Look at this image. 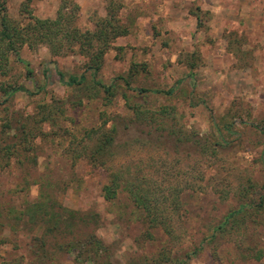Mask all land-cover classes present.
Masks as SVG:
<instances>
[{"label": "rangeland", "instance_id": "rangeland-1", "mask_svg": "<svg viewBox=\"0 0 264 264\" xmlns=\"http://www.w3.org/2000/svg\"><path fill=\"white\" fill-rule=\"evenodd\" d=\"M25 1L6 3L21 24ZM61 6L81 30L110 18L128 31L111 41L96 74L78 46L53 56L46 45L24 46L28 65L13 55L0 74L1 148L52 106L29 143L37 163L2 152L0 264H264V0L30 3L38 18H56ZM59 71L88 81L65 85ZM97 81L113 86L110 102ZM8 86L33 93L5 101ZM111 129L109 151L91 162L85 152ZM115 169L153 185L168 205L184 188L182 210L168 212L173 238L150 227L126 191L104 198Z\"/></svg>", "mask_w": 264, "mask_h": 264}, {"label": "trees", "instance_id": "trees-1", "mask_svg": "<svg viewBox=\"0 0 264 264\" xmlns=\"http://www.w3.org/2000/svg\"><path fill=\"white\" fill-rule=\"evenodd\" d=\"M31 2L32 0H26L21 7V12L25 13L26 18H28L27 24H21L8 15L7 0H0V74L6 72L10 57L13 55L19 61L28 65L20 56V51L24 46L34 49L41 45H46L53 56H60L66 49L75 50V47L78 46L79 53L87 61V69L96 74L102 68L103 57L111 41L127 34L128 31V29L117 25L110 18L104 19L102 27L97 26L94 31L89 29L81 30L80 27L75 25L74 15H69L66 10L64 11L66 6H61L56 18H38L31 12ZM198 18L200 19V17ZM28 72L31 73L32 71L29 69ZM59 76L61 82L68 86H81L88 81L85 74L80 76L70 75L66 78V75L59 71ZM96 83L103 87L104 92L107 94L106 100L110 102V97L114 95L113 86L102 85L100 81ZM20 91H25L29 94L33 93L23 86L3 87V92L6 95L5 101ZM139 91L148 92V89H140ZM173 92V88L168 91L169 94ZM1 104L2 102H0ZM44 109L45 113L40 119L30 118L34 122V126L29 130L22 131L23 135L17 141L14 143H2V148L0 147V165L2 164L3 151H5L9 161L13 156H17L18 159L20 157L21 160V156H27V159L37 163L36 158L31 159L29 157V153L32 151L29 143L31 138H38L42 133L41 124L52 118V106L46 105ZM9 128L12 127L9 126ZM93 132L95 131H91V133ZM115 133L116 129H111L108 133H104L102 138L98 139L92 151L90 153L85 152L84 156L90 158L91 162L96 163L99 156L109 151V146L113 142ZM7 136L9 138L8 133ZM82 156L80 155L79 158ZM156 190L153 185H148L139 178L136 179L128 169H115L111 171L109 180L103 187V195L107 201H112L118 197L120 191H126L135 205L146 213L149 226L152 228L162 226L166 233L173 238L175 234L171 225L172 216L168 212H170L169 208L171 207L177 210V213L182 210L183 201L181 197L184 188L181 185L177 187L175 190L177 197L169 203L170 205H168L166 198L162 199L157 196ZM261 199V202H264V196ZM246 204L243 203L238 209L228 213L224 220L215 227V231H224L231 220H235L237 215L246 209ZM42 207V204H37L33 207V211H36V213L41 212ZM55 213L57 214V212ZM36 240L40 241L41 239ZM90 242L92 244L97 243L100 247L102 246L101 242L95 237H92ZM201 250L202 247H198L192 253H189L188 256H196Z\"/></svg>", "mask_w": 264, "mask_h": 264}, {"label": "crops", "instance_id": "crops-1", "mask_svg": "<svg viewBox=\"0 0 264 264\" xmlns=\"http://www.w3.org/2000/svg\"><path fill=\"white\" fill-rule=\"evenodd\" d=\"M212 11H214V12H215V10H214V7H212Z\"/></svg>", "mask_w": 264, "mask_h": 264}]
</instances>
